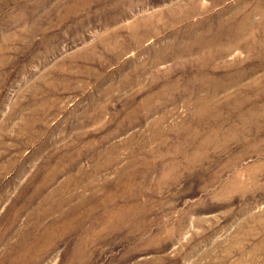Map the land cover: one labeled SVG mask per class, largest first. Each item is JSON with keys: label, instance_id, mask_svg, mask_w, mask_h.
I'll return each instance as SVG.
<instances>
[{"label": "rangeland", "instance_id": "rangeland-1", "mask_svg": "<svg viewBox=\"0 0 264 264\" xmlns=\"http://www.w3.org/2000/svg\"><path fill=\"white\" fill-rule=\"evenodd\" d=\"M0 264H264V0H0Z\"/></svg>", "mask_w": 264, "mask_h": 264}]
</instances>
